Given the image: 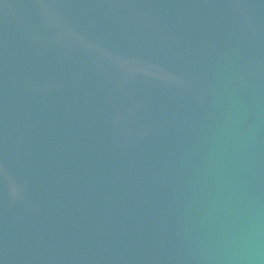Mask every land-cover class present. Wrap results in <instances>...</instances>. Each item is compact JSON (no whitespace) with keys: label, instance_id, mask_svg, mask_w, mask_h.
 I'll list each match as a JSON object with an SVG mask.
<instances>
[{"label":"water","instance_id":"1","mask_svg":"<svg viewBox=\"0 0 264 264\" xmlns=\"http://www.w3.org/2000/svg\"><path fill=\"white\" fill-rule=\"evenodd\" d=\"M0 264H264V0H0Z\"/></svg>","mask_w":264,"mask_h":264}]
</instances>
